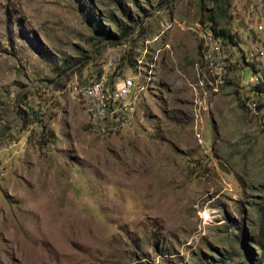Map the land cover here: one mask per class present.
<instances>
[{"label":"rangeland","instance_id":"obj_1","mask_svg":"<svg viewBox=\"0 0 264 264\" xmlns=\"http://www.w3.org/2000/svg\"><path fill=\"white\" fill-rule=\"evenodd\" d=\"M258 47L264 0H0V264H264ZM110 58L154 66L101 137L68 85Z\"/></svg>","mask_w":264,"mask_h":264},{"label":"built area","instance_id":"obj_2","mask_svg":"<svg viewBox=\"0 0 264 264\" xmlns=\"http://www.w3.org/2000/svg\"><path fill=\"white\" fill-rule=\"evenodd\" d=\"M257 28L261 30L262 26ZM204 41V62L220 67L222 59H216L214 55L219 52L218 41L210 33L204 36ZM255 53L258 58L264 57V47H258ZM153 64H144V59H136V62H133L134 75L113 81L107 74L117 65V59L110 58L100 65L101 76L69 83L68 89L87 114L94 133L107 137L131 126L137 104L148 91Z\"/></svg>","mask_w":264,"mask_h":264},{"label":"trees","instance_id":"obj_3","mask_svg":"<svg viewBox=\"0 0 264 264\" xmlns=\"http://www.w3.org/2000/svg\"><path fill=\"white\" fill-rule=\"evenodd\" d=\"M130 32L129 27L126 25L122 29V35H126ZM131 64V63H130ZM132 65V64H131ZM260 214V223L258 227V234H257V241H256V246L258 249L262 252L264 255V208H260L259 210ZM247 253L249 254L251 250L249 248H246Z\"/></svg>","mask_w":264,"mask_h":264}]
</instances>
